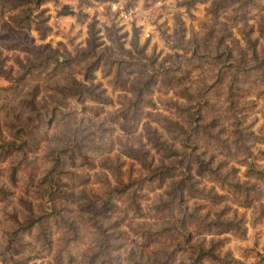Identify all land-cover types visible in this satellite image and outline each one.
Instances as JSON below:
<instances>
[{
	"label": "clouds",
	"instance_id": "9594fccd",
	"mask_svg": "<svg viewBox=\"0 0 264 264\" xmlns=\"http://www.w3.org/2000/svg\"><path fill=\"white\" fill-rule=\"evenodd\" d=\"M0 264H264V0H0Z\"/></svg>",
	"mask_w": 264,
	"mask_h": 264
},
{
	"label": "rangeland",
	"instance_id": "374dc122",
	"mask_svg": "<svg viewBox=\"0 0 264 264\" xmlns=\"http://www.w3.org/2000/svg\"><path fill=\"white\" fill-rule=\"evenodd\" d=\"M19 2H23V0H19ZM37 2H38V0H37ZM52 59H55V57H51Z\"/></svg>",
	"mask_w": 264,
	"mask_h": 264
}]
</instances>
